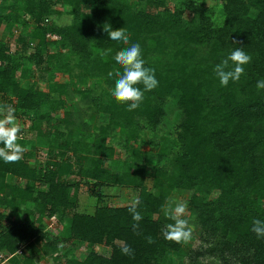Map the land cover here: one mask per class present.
I'll use <instances>...</instances> for the list:
<instances>
[{
    "label": "trees",
    "instance_id": "trees-1",
    "mask_svg": "<svg viewBox=\"0 0 264 264\" xmlns=\"http://www.w3.org/2000/svg\"><path fill=\"white\" fill-rule=\"evenodd\" d=\"M181 4L170 10L163 7L164 0H2L0 26L11 33L15 51H9L8 42H0V105H11L16 118H28L36 144L48 150L47 165L37 170L26 163V155L17 163L0 160V207L9 210V217L24 207L32 218L0 224L5 264H34L38 257L46 264H173L174 257L186 253L180 243L165 238L160 220L153 219L172 190L190 193L188 208L196 213L200 229L218 242L210 251L188 250L190 264H198L196 259L207 254L218 264H264V238L251 230L254 219L264 221V89L256 86L264 80V0H221L217 15L195 0ZM63 16L67 23H59ZM215 17L221 19L219 25ZM28 20L33 28L26 31ZM17 24L20 31L12 33ZM109 26L123 27L130 43L140 44L145 67L155 69L159 82L133 111L111 94L115 81L108 72L120 68L114 57L125 46L110 40L104 31ZM238 47L252 61L239 81L221 86L214 68ZM62 53L79 57L74 68L80 74H72ZM41 65L47 72L67 74L68 81L51 83L45 91L34 82L21 83L31 67ZM87 80L103 82L106 93L92 95L80 89ZM137 87L143 90V85ZM166 98L179 114L162 138L173 142L176 152L142 153L130 142L141 130H161V102ZM72 101L85 103L96 121L91 142L70 140L65 131L71 113L65 107L73 106ZM59 108L62 119L55 117ZM60 121L63 130L58 128ZM116 129L124 133L127 159L112 171L104 165L114 154L106 140ZM158 142L153 145L164 148L168 143ZM151 159L155 170L148 190L143 174ZM73 167L80 179L137 190L143 217L139 234L133 231L136 221L130 206L96 207L92 215L71 210L77 190L62 178ZM7 176L23 185L6 182ZM36 186L45 189L35 190ZM28 202L33 203L31 209L26 208ZM67 212L65 237L43 232V215L61 218ZM69 240L86 247L82 259L67 249L59 252V245ZM99 244L109 248L107 256L95 252ZM125 244L132 255L122 253Z\"/></svg>",
    "mask_w": 264,
    "mask_h": 264
},
{
    "label": "rangeland",
    "instance_id": "rangeland-1",
    "mask_svg": "<svg viewBox=\"0 0 264 264\" xmlns=\"http://www.w3.org/2000/svg\"><path fill=\"white\" fill-rule=\"evenodd\" d=\"M183 0H164V6L165 8H168L172 10L173 8H181ZM197 2H200L202 4V7L206 9H212L214 10V13L216 14L219 10L221 0H195ZM2 3V0H0V4ZM56 10L62 11L61 6H55ZM219 12V11H218ZM187 11H184V16H187ZM217 15V14H216ZM25 19V17H24ZM30 21V20H28ZM68 18L62 17L59 20V23H67ZM221 22V19H218L215 17L214 23L219 25ZM33 28V23L30 21L29 26L27 27L26 31H29ZM15 31V32H14ZM20 31V26L17 24L13 27L12 33H18ZM11 33H8L6 31V28L2 24L0 26V42H8L9 43V51L14 52L15 48L13 47V39L10 36ZM13 35V34H12ZM14 36V35H13ZM49 40H57V37L55 36H47ZM35 42H33L34 46ZM19 54L22 52L17 51ZM62 52V51H61ZM64 52V51H63ZM65 54V53H62ZM77 55H68L65 54L62 57V62L66 64L69 69L71 70L72 74H80V71L74 68V64L77 63L78 60ZM43 77V78H42ZM48 78V79H47ZM27 81V83L34 82L36 85V88L45 91L48 88V85L51 83H64L68 81L67 74L65 73H55L51 70L47 72V68L43 65H41L38 68L31 67L30 74L25 80H22L21 83H24ZM80 89L86 88L90 91H92V95H100L106 93V88L103 84V82L99 80H87L86 83L83 86H78ZM74 95H72L73 97ZM105 99V98H104ZM106 100V99H105ZM71 104L73 106H66L65 109L71 110V113L69 115L68 121L70 124L67 125L68 133L73 141H85V142H91L93 136L95 135V129H96V121L89 109V107L84 104H78L75 101H72ZM66 105V104H65ZM161 107L163 108L164 112V119L162 120L161 130L159 129V132L153 131L151 133L146 132V130L139 131V135L135 142L132 141L130 144H132L133 147L137 148L140 152H160L163 151L165 155H172L173 152H176V146L171 141H166L163 134L167 131L169 128L171 120H176V117L178 116L179 112L175 109V106L171 100L168 98L164 99L161 102ZM63 110L62 108L56 110L55 117L62 119L63 118ZM18 123L21 125L22 133L21 138L18 140V143L26 147V151L23 153V155H26V163L32 167L33 169L37 170L38 168H44L47 163L45 162V158H47L45 152L48 150L44 147H41L37 145L36 139L34 137V134L30 132L29 126L30 122L28 118H16ZM60 130H63L62 121L59 122ZM51 137V136H49ZM109 138H112L110 140ZM158 141H157V139ZM161 140V141H160ZM124 133L123 131L116 129V131H113L107 138L106 143L110 144V147L113 148L114 154L113 157L110 160V164H104L105 166H109V168L113 171L114 169L119 168V163L121 161L127 159V155L123 152L124 151ZM162 143V142H168L167 144H163L164 148H160L159 146L155 147L153 144L155 143ZM67 155L69 156L70 153L67 152ZM49 161L53 160L51 157L48 158ZM166 161H169V158H167ZM154 163L155 160H148L145 164V171L143 174V184L146 189L150 190L153 180V172H154ZM161 166V164H158ZM118 166V167H117ZM116 167V168H115ZM6 182L13 184V183H20L22 184L21 180H16L13 177L7 176L5 179ZM62 181L65 184L68 185H74L76 187V204L71 209L75 212L81 213V214H87L92 215L96 207H125V206H131L132 201L134 199H137V190L130 187V186H117L112 184H102L98 185L92 181H86L83 179H80L75 174V169L73 167L72 173L66 177L62 178ZM44 187L36 186L35 190L43 191ZM153 192V191H151ZM154 193V192H153ZM190 193L184 190H172L170 194L165 199L163 207L167 204L169 200H175V201H184L187 203V200L189 198ZM1 196V195H0ZM264 203V202H263ZM33 203L28 202L26 205V208H32ZM0 213L3 216V219L0 220V224H7L8 222L14 221H32L31 215L28 214V210L24 209V207H21V210H19V213L15 217H9L8 213L9 210L5 209L3 207H0ZM69 212L64 214L61 218L58 217V214L53 215L52 217H46V215L42 216V225H43V232L48 233L54 236H62L64 233V226L67 223V218H69ZM186 219L189 220L190 226L193 228L192 237L187 243H180V249L186 253L183 255L182 258L174 257L173 264H178V261L180 260L183 264H190L191 262V253L190 250H200L203 248H207V250H213L215 245H217V239H209L207 236V232L200 229L196 213L188 208L187 205V213H186ZM61 219V220H60ZM153 219H159L161 224V230L164 231L165 226L168 223H172L173 221L169 220L166 216L163 210L158 215H154ZM64 236V235H63ZM65 237V236H64ZM62 238V237H61ZM69 250L70 253L77 259H82L86 253L87 249L83 244H80L78 242H75L73 240H69L66 242H62L59 245V252H63L64 250ZM94 250L98 254H103L107 256L109 254V248L107 246H104L102 244L95 245ZM189 250V251H188ZM214 252V251H213ZM19 254V251L16 253ZM4 252L0 251V264H5V261H2V258L4 257ZM34 264H46V260L43 257L35 258ZM196 263L200 264H218L214 258L211 256V254H207L204 256H201L200 258L196 259Z\"/></svg>",
    "mask_w": 264,
    "mask_h": 264
},
{
    "label": "clouds",
    "instance_id": "clouds-1",
    "mask_svg": "<svg viewBox=\"0 0 264 264\" xmlns=\"http://www.w3.org/2000/svg\"><path fill=\"white\" fill-rule=\"evenodd\" d=\"M104 31L107 32L110 40L122 43L125 46L114 57L120 68L108 72V77L114 78L115 81L111 94L117 102L128 104V111H133L140 107L145 92H150L158 86L159 82L155 76V69L145 67L140 44L130 43L129 34L123 27L116 30H112L110 26L104 27ZM251 61V55L246 53L242 47L231 51L214 68L221 86L226 87L229 81H239L240 77L244 75V66L251 63ZM137 85H143V90ZM256 86L257 89H264V80L258 81ZM14 112L15 109L11 105H0V144L3 145L0 147V160L5 163L19 162L23 153L27 150L25 146L18 143L22 128L16 120ZM139 203L138 198L134 199L128 209L132 219L136 221L132 227L137 234H139V221L143 219L140 211H138L137 206ZM162 210L165 216L173 221L164 228L165 238L178 244L187 243L193 232L189 220L185 218L187 203L169 200ZM251 230L258 238H264V221L254 219ZM147 239L149 243L153 242L150 236ZM121 251L124 255H132V249L126 244L122 246Z\"/></svg>",
    "mask_w": 264,
    "mask_h": 264
}]
</instances>
